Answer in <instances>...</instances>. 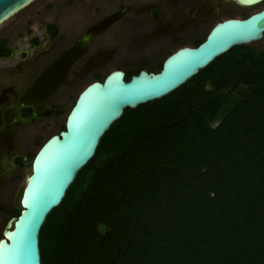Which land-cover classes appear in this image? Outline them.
Listing matches in <instances>:
<instances>
[{
  "label": "trees",
  "instance_id": "16d2710c",
  "mask_svg": "<svg viewBox=\"0 0 264 264\" xmlns=\"http://www.w3.org/2000/svg\"><path fill=\"white\" fill-rule=\"evenodd\" d=\"M39 239L42 264H264V50L126 109Z\"/></svg>",
  "mask_w": 264,
  "mask_h": 264
},
{
  "label": "flooded vegetation",
  "instance_id": "af4514ba",
  "mask_svg": "<svg viewBox=\"0 0 264 264\" xmlns=\"http://www.w3.org/2000/svg\"><path fill=\"white\" fill-rule=\"evenodd\" d=\"M147 1L149 6L145 14L148 15L151 11L154 21L148 22L153 25L156 22L155 26L158 27L164 13L174 9L171 4H175L176 0ZM164 2H168L169 7L163 9ZM215 2L219 3L215 4ZM60 4L67 5L68 13H63L59 9ZM223 4L227 3L224 0H197L195 4L187 3V14L193 16V19L186 17L183 8H180L174 20L164 26L166 30L160 35L155 33L138 45L141 49H149L148 53H155L156 68L150 66L149 56L146 55L141 56L139 60L128 56L129 64L131 66L140 64V67L136 68L140 71L160 72L164 60L173 51L187 45L198 47L206 40L207 33L217 22L224 21L230 15L237 17L234 15L235 12L225 13L227 10L223 8ZM89 5L93 8L91 9ZM82 6L83 9L80 8ZM131 9V4H126L122 0H78V2L77 0H42L0 30L1 235L2 225L20 215L19 213L18 216H13L12 213L17 210L16 204H19L17 197L24 180L23 174L31 169L39 150L51 138L66 131L68 114H64V111L71 110L73 105L70 108L68 105L72 99L76 101L75 94L79 88L82 86L86 88L93 81H102L104 76L116 69H123L126 80L127 74L136 70L114 68L124 60L123 54L121 51H113L114 49L111 48L107 50L102 46L105 36L122 22L129 11L133 12ZM263 9L264 6L237 18L246 19ZM219 12L223 14L219 15ZM81 17L89 18L88 22ZM217 17L222 18L217 20ZM137 18L141 20L140 16ZM214 21L215 23L211 25ZM135 22V20L129 21L134 25ZM184 33L196 36L193 43H190L192 38L189 39V43L187 42L188 38H185ZM88 35H92V38L84 43ZM118 37L122 40L124 37V42H127L125 51L130 33L121 32ZM165 43H172L176 49L160 60L165 52L163 49ZM58 79L65 81V84H59L54 88L53 81ZM51 86L54 89L51 90ZM20 106L22 107L19 115L16 108ZM36 112L39 115L38 119L33 118ZM8 124L13 125L9 133L4 131ZM35 147L38 149L33 154Z\"/></svg>",
  "mask_w": 264,
  "mask_h": 264
},
{
  "label": "water",
  "instance_id": "95a60500",
  "mask_svg": "<svg viewBox=\"0 0 264 264\" xmlns=\"http://www.w3.org/2000/svg\"><path fill=\"white\" fill-rule=\"evenodd\" d=\"M36 1L0 0V26ZM224 1L251 8L264 0ZM227 11L225 13L230 9ZM263 37L264 9L246 19L230 15L217 22L198 47L187 45L173 51L158 73L142 70L127 81L123 69H116L102 81H93L84 87L71 110L63 112L68 114L66 131L51 138L39 150L21 184L19 204H16L20 215L5 224L0 236V264H42L39 238L43 225L51 212L62 204L80 171L96 155L102 138L126 109H136L167 97L220 56L235 47L259 42ZM90 38L92 35L85 37L84 43ZM53 83L55 88L65 81L58 79ZM21 107L16 108L19 115ZM34 114L33 118L38 119V113ZM13 125L8 124L4 131L9 133Z\"/></svg>",
  "mask_w": 264,
  "mask_h": 264
},
{
  "label": "rangeland",
  "instance_id": "374dc122",
  "mask_svg": "<svg viewBox=\"0 0 264 264\" xmlns=\"http://www.w3.org/2000/svg\"><path fill=\"white\" fill-rule=\"evenodd\" d=\"M42 0H37L36 2H34L33 4H31L28 8H26L25 10L21 11L20 13L16 14L14 17H12L10 20H8L7 22H5L2 26H0V30L4 28V26H8L10 25L14 19H16L18 17V15L23 14L25 11L29 10L33 5H35L37 2H40ZM124 1L126 4H131V7L133 10V12L128 13L127 16H125L122 19V22L113 28V30H111V32L105 36V38L102 40L103 44L102 46H104V48H106L107 50L114 49L113 51H121V53L123 54L122 57L124 58V60H121L117 66H114V68H119V67H124L125 69H127L128 71H132L133 69H136L138 67H140V64L137 65H133L131 66L129 64L128 61V56H130L133 59H137L139 60L141 58V56H149V62H150V66L153 68H156L157 65V60L154 57L155 53H148L149 49H141L138 47L139 44L145 42L146 39H149L150 37H152L155 33H162L164 30H166V28L164 27L165 25H168L169 23H171L172 20H174L175 16L177 15V12H180V8H183L182 10L186 13V17H190L189 19H193V16H189L187 14V3H192L195 4L197 3V0H176L174 3L175 4H171V6L174 8L171 11H168L166 14L164 13L163 18L161 19V24H159V26L161 27H156L155 24L156 22L153 24L149 23L148 21L154 22L152 20V16H151V11L148 12V15H146L145 13L147 12V7L149 5L147 0H122ZM185 1V2H184ZM78 2V0H77ZM219 3V2H215ZM86 4H90V3H86ZM105 4H107V1H105ZM133 4V5H132ZM108 5V4H107ZM231 4H223V8H227L230 9V12H235L234 15H236L237 17H242V15L244 16V14H250L252 12H255L256 10L261 9L264 6V3L262 5H259L257 7L254 8H250L248 10H243L240 9L238 7H235L234 4H232L234 6V8H232V5L230 7ZM90 8L92 9V5H89ZM165 7H169V3L168 2H164V5L162 6V8L164 9ZM80 8H84V6L80 7ZM59 9L62 10L63 13H68L69 9L67 7V5H59ZM243 10V11H242ZM83 15H86L85 13H82ZM81 15V16H83ZM141 17V20L137 17ZM222 18V17H221ZM220 17H217L218 19H221ZM82 20L87 21V19L89 18H82ZM130 20H135V25L132 23H129ZM215 20V21H217ZM214 22H212L211 25H213ZM131 24V25H130ZM124 33V34H128L130 33V40L128 42V46L126 48V50L124 51L125 45L127 44V42H124V37L123 40L121 38L118 37L119 33ZM185 38H188V43H189V39L192 38V40H190V43H193V41L195 40L194 35H192L191 33H184ZM101 42V43H102ZM100 43V44H101ZM164 44V43H163ZM166 45V46H165ZM163 49H164V53L162 54V56L160 57V60H163L170 52H172L173 50L176 49V47L173 46L172 43L167 44L165 43ZM256 49L258 50H264V38L259 41V42H255L252 44ZM174 47V48H173ZM122 49V50H121ZM128 49V51H127ZM124 51V53H123ZM127 51V52H126ZM162 52V51H160ZM159 52V53H160ZM159 56V55H158ZM155 66V67H154ZM111 69V68H110ZM110 71V70H109ZM85 86H82L79 88V90L77 91V93H79ZM77 93L75 94L77 96ZM75 96V98H76ZM74 99H72V101L69 103L68 108H70L73 105ZM65 115L62 119V123L64 121ZM58 130V129H57ZM54 133V132H53ZM38 147H35V149L33 150V154L37 151ZM27 173L23 174V179H25ZM2 225V224H1ZM5 226V223L2 225L1 230H3ZM1 236V234H0Z\"/></svg>",
  "mask_w": 264,
  "mask_h": 264
},
{
  "label": "bare ground",
  "instance_id": "6f19581e",
  "mask_svg": "<svg viewBox=\"0 0 264 264\" xmlns=\"http://www.w3.org/2000/svg\"><path fill=\"white\" fill-rule=\"evenodd\" d=\"M264 3V1L262 3H260L259 5H262ZM258 5V6H259ZM235 6V5H234ZM234 6L232 5V8H234ZM235 7H238V8H242V9H250L249 7H242L241 5L238 4V6L236 5ZM257 7V6H256ZM251 8H254V7H251Z\"/></svg>",
  "mask_w": 264,
  "mask_h": 264
}]
</instances>
